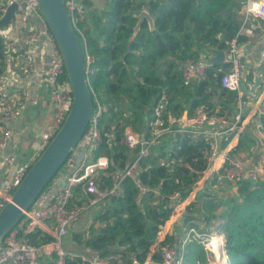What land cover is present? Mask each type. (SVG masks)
I'll use <instances>...</instances> for the list:
<instances>
[{"label": "trees", "instance_id": "1", "mask_svg": "<svg viewBox=\"0 0 264 264\" xmlns=\"http://www.w3.org/2000/svg\"><path fill=\"white\" fill-rule=\"evenodd\" d=\"M243 1L106 0V9L98 11L92 7L91 0H84L98 30V36L87 33L88 50L95 58L93 72L88 74L91 96L93 105L96 95L106 107L100 118L102 142L96 156H108L111 167L116 168L133 160L140 147L135 150L128 147L126 132L131 125L142 131L139 133L147 132L145 116L163 91L171 97L172 112L176 115L186 110L189 115L200 110L233 111L240 96L221 84L227 66L215 63L208 70L206 80L190 83L183 80L180 67L189 58L198 59L202 47L224 49L234 38L239 43L247 40L239 35L244 20ZM142 6L154 17L155 29L145 20L136 37L131 39ZM7 56L8 43L0 34V77L6 70ZM259 117L264 122V107ZM209 158L210 144L205 137L195 139L190 134H177L170 146H161L158 152L152 150L140 159L138 179L161 194L181 189V202H184L194 184L208 170ZM178 162L186 166L181 167ZM237 190L241 199L229 198L225 211L219 216L215 212L221 203L205 190L187 205L184 222L188 228H198L201 222L223 218L231 264H264V179L255 185L240 180ZM180 211L177 208L174 216ZM173 212L174 207L154 191L139 195L136 181L127 178L123 193L96 213L85 233H74L73 238L103 256L120 254L128 261L136 257L144 262L161 227ZM51 240L52 236L41 230L30 235L31 243L36 245H45ZM171 241L172 237L166 238V242ZM160 260L159 255L154 254V264H159ZM206 262L203 246L197 241L189 242L183 264ZM68 264L90 263L72 257Z\"/></svg>", "mask_w": 264, "mask_h": 264}, {"label": "built area", "instance_id": "2", "mask_svg": "<svg viewBox=\"0 0 264 264\" xmlns=\"http://www.w3.org/2000/svg\"><path fill=\"white\" fill-rule=\"evenodd\" d=\"M64 2L71 24L83 42L81 43L86 72L89 74L93 72L92 66L95 61L87 44L88 31L95 30L90 18L91 9L86 6L84 0H64ZM13 4H17L16 18L10 25L0 27V34L6 37L8 48L12 49V53L31 54L41 38L44 37L48 41L51 67L47 79L51 87L50 96L55 105V113L50 128L35 138V153L31 157L19 163L16 155L10 154L5 157L4 161L10 170V175L0 185V211L12 202L14 193L35 161L60 131L70 114L74 100L72 82L60 43L49 25L39 0H0V21ZM241 13L244 20L239 35L252 36L260 29L264 31V0H244ZM21 28H26L27 32L11 36L15 30ZM201 50L206 51L207 54L202 55ZM200 51L198 59L189 58L182 63L180 69L183 80L186 83L206 80L208 70L215 63L227 66L228 69L222 74L221 84L230 91L238 92L240 96L238 107L231 113L200 110L195 115H189L187 111L176 115L172 112L171 97L163 91L150 113L145 116L147 132L137 133L131 130L126 132V144L132 150L140 147L139 152L133 160L116 168L111 167L112 162L108 156L95 154L102 142L100 118L105 110L95 95L93 114L84 135L47 189L55 180H61L64 174H67L66 180L54 194L49 195L46 189L28 209L23 210L21 220L0 240V264H44L40 257L48 248L50 255L53 256L52 264H68V259L74 256L65 249V239L70 234L73 222L88 210L92 209L96 213L103 210L113 197L123 193V184L127 178L136 181L139 195L154 191L175 210L183 203L181 189L161 194L158 189L143 185L138 179V173L140 159L159 146H170L172 138L177 134H190L195 139L203 136L209 141V168L213 169L210 182L213 187L237 185L240 180H247L255 185L260 179H264V122L259 115L248 122L243 112L244 63L239 42L237 38H234L224 49L205 46ZM218 56L222 57L219 62L216 60ZM261 57L264 58V48L261 51ZM28 66L31 68L33 63L29 62ZM29 94L30 86L25 85L22 95L26 99ZM18 117V110L12 104L5 85L0 84V148H7L10 145L14 134L13 125ZM248 125L251 126L253 136L259 142L260 152L256 157L254 169L246 174L242 160L229 152H223V145L230 144L232 139ZM219 158H222V161L217 168ZM177 164L181 167L186 166L182 162ZM224 223L223 218H216L207 224L204 223L200 228L189 227L182 235H173L171 242H166V238L161 239L157 236L144 262L136 257L128 261L120 254L103 256L100 253H95L86 262L90 264H154L153 256L158 254L161 258L159 264H183L187 245L191 241H197L206 252L205 264H231L226 250ZM38 230L52 236V240L45 245L31 243L30 235Z\"/></svg>", "mask_w": 264, "mask_h": 264}, {"label": "crops", "instance_id": "3", "mask_svg": "<svg viewBox=\"0 0 264 264\" xmlns=\"http://www.w3.org/2000/svg\"><path fill=\"white\" fill-rule=\"evenodd\" d=\"M143 1L146 0H138L140 3H143ZM91 3L94 10L96 9L98 11H104L107 6L106 0H91ZM142 7V10L146 9L145 6ZM91 21L95 30H92L90 33L93 36H98L97 25L93 19H91ZM26 30V28L15 30L11 36H18L27 32ZM244 37H246L247 40L239 43L244 63L243 76H264V58L261 57V51L264 48V31L260 29L254 35ZM98 40L102 43L101 37H99ZM200 52L202 55L207 54L206 51L201 50ZM29 62L33 63L31 68L28 66ZM50 67V48L48 41L44 37L41 38L39 43L32 49L31 54L12 53V49L10 47L8 48L6 70L1 75L2 77H0V84L5 85L7 94L12 100V104L18 110L19 117L13 125L14 134L10 145L7 148H0V185L10 175V170L4 161L5 157L10 154L16 155L18 163L31 157L35 153V138H37L41 132L48 130L51 126L55 113V105L50 96L51 87L47 79ZM258 81L259 80L249 81L243 77L242 108L246 116V121L248 122L251 121V118L258 116L264 107V81ZM25 85L30 86V94L26 99L22 95ZM220 107H224V104L221 103ZM233 107V110H235L238 107V102ZM223 148V152H229L242 160L246 174H249L254 169L256 157L260 152V146L258 140L253 136L250 125L245 126L241 133L235 136L230 144L226 146L223 145ZM158 149L154 151L158 152ZM221 161L222 158H219L217 161V168L220 166L219 162ZM212 170V168H209L205 171V179L199 181L201 183L199 188L191 192L189 197L177 207L181 210L178 216H174L177 208L174 210L170 219L163 225L158 238H171L173 235H182L185 232L188 228L186 222H184V216H186L187 213L186 207L192 201H195L205 190L212 193L221 203L220 208L215 212L218 216L225 211L226 203L229 198L236 200L241 199V195L237 190V185L228 184L213 187L210 182ZM66 178L67 174H64L61 180H55L47 189L48 194H54L60 189ZM95 215L96 212L92 209L84 212L73 222L70 234L65 239V249L74 257H79L83 261L90 259L95 252L85 246L84 243L75 240L73 234L79 232L85 233L94 221ZM203 224L204 223L201 222L200 227ZM101 225L102 224H97V226ZM40 260L44 264H52L53 256L50 255L49 248L41 255Z\"/></svg>", "mask_w": 264, "mask_h": 264}, {"label": "water", "instance_id": "4", "mask_svg": "<svg viewBox=\"0 0 264 264\" xmlns=\"http://www.w3.org/2000/svg\"><path fill=\"white\" fill-rule=\"evenodd\" d=\"M39 3L60 43L72 82L74 100L62 128L35 161L14 193L12 202L0 211V240L21 220L23 210L28 209L35 202L65 164L73 148L84 135L93 114V100L86 72L84 50L71 24L65 2L64 0H39ZM16 10L17 4L8 8L7 14L0 21V27H6L15 20ZM137 18L138 22L131 39L136 37L145 20L152 30L155 29L154 17L147 9L137 14ZM215 51L218 52V50ZM221 59L220 56L216 57L218 62Z\"/></svg>", "mask_w": 264, "mask_h": 264}, {"label": "rangeland", "instance_id": "5", "mask_svg": "<svg viewBox=\"0 0 264 264\" xmlns=\"http://www.w3.org/2000/svg\"><path fill=\"white\" fill-rule=\"evenodd\" d=\"M143 5V4H142ZM244 79H246V80H249V81H257V80H259L258 82H262V81H264V76H244ZM105 109H106V107H105ZM130 114V113H129ZM129 130H131V131H134V132H137V133H139V132H142L141 130H135V128L131 125L130 127H129ZM160 147V146H159ZM158 147V148H159ZM158 148H156V150L158 149ZM164 149H165V147H164ZM131 155H134V152L133 151H130L129 152ZM130 161V160H129ZM206 174V172H204V174H203V176H202V178H200L197 182H196V184H194V186H193V188H192V192H194V191H196L198 188H199V186L201 185H199L198 187H197V185H198V183H199V181H202L203 179H205L204 178V175ZM194 187H196V188H194ZM234 198V197H233Z\"/></svg>", "mask_w": 264, "mask_h": 264}]
</instances>
